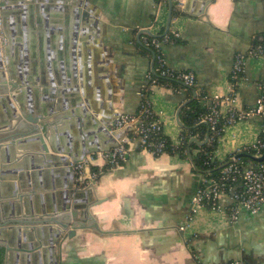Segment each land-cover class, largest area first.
Segmentation results:
<instances>
[{"label": "crops", "instance_id": "crops-1", "mask_svg": "<svg viewBox=\"0 0 264 264\" xmlns=\"http://www.w3.org/2000/svg\"><path fill=\"white\" fill-rule=\"evenodd\" d=\"M203 1L172 0L168 29V0H55L52 10L33 12L34 20L28 19L31 24L25 33L15 26L18 32L11 34L9 62L12 67L17 65L19 39L24 54L20 62L23 74L27 70L26 77L30 79V66L35 65L39 75L36 85H29V89H37L41 104H55V111L46 119L57 120L49 131L59 146H64L70 155L79 156L84 142L93 148H104L118 142L119 134L132 138L126 158L119 166L108 169L99 160L98 164L83 167L78 186L87 188L90 184L92 188L80 197L79 203L102 199L90 207V212L107 232L77 230L73 238H64L57 250L59 264H227L232 260L264 264V205L254 213L240 208L236 220L231 221L228 216L231 200L223 196L219 210L200 207L186 221L191 198L201 184L193 158L198 146L207 141L206 126L197 128L189 138L186 156L164 152L156 157L139 148L137 139L132 137V128L116 130L109 137L94 124L137 111L139 92L146 85L145 74L151 69L153 58L144 44L145 37L151 36L146 31L159 36L177 30V40L161 44L166 65L195 75V85L187 89L162 83L148 88L163 134L172 143L177 144L180 134L189 128L183 121V111L189 102L200 94L211 97L228 93L235 55L246 52L257 40L264 42V0H210L204 8ZM41 3L46 1H38ZM77 4L81 17L86 11L99 24L89 31L87 22L80 20L79 47L75 49L76 83L59 84L52 79L51 84L47 72L42 77L40 65L43 62L53 68L65 64V50L70 51L74 35ZM244 75L237 91L239 108L253 106L264 85V50L256 58H246ZM22 89L25 91L24 84ZM76 98L81 101L79 107L72 104ZM200 104L209 106V100ZM83 106L92 120L80 116ZM225 109L226 105L220 106L221 111ZM5 120L6 112L0 105V125ZM262 122L261 116H253L226 126L213 152L214 158L222 162L240 146L253 142ZM191 143L196 146H190ZM20 152L17 150L16 156ZM54 168L63 169L59 174L63 184L70 177L68 167L61 164ZM94 171L99 172L92 179ZM38 193L47 194L49 190ZM186 222L188 225L182 229ZM12 253L16 263L18 252ZM33 256L32 253L29 260ZM13 261L11 264H15ZM31 264L43 262L33 260Z\"/></svg>", "mask_w": 264, "mask_h": 264}, {"label": "water", "instance_id": "water-1", "mask_svg": "<svg viewBox=\"0 0 264 264\" xmlns=\"http://www.w3.org/2000/svg\"><path fill=\"white\" fill-rule=\"evenodd\" d=\"M38 1L40 0H0V37L12 42L11 34L14 35L18 32L15 28L17 23L22 22L25 27L27 18L31 21L34 20L33 12H37V10L50 11L55 7V0H44L46 3L43 4H38ZM209 2L210 0L203 1V8ZM168 4L166 29H168L171 20L172 0H168ZM76 12L74 35L70 42L71 48L70 51L65 50V64L53 68L51 64H43V62L40 65L42 77L47 72L51 84L52 79L58 80L59 84L76 83L78 69L75 49L79 47L77 35L81 18L83 22H87L89 31H92V27L94 29L98 27L99 21L95 17L89 16L86 11H83L81 17V9L78 4ZM39 14L40 12H38ZM8 23L12 28L10 31L7 30ZM85 30L86 28L83 29V31ZM146 32L153 35L149 31ZM18 42L19 39L16 40V45ZM6 47V43L0 41V105L6 112V120L0 125V198L5 199L0 200L2 264L12 263V252L14 251L25 252L23 256L25 258L30 257L33 253L38 262H41L43 255L45 256L48 252L53 264H56L55 247L59 248L64 238H73L77 230L91 229L99 234L107 232L100 228L90 212V207L100 203L102 199L95 198L85 204L79 203L83 194L91 192L92 185L89 184L87 188L78 186L79 180H74L76 178L74 165L88 153L117 147L123 143L124 138L123 134H119L117 135L118 142L104 148H93L84 142L80 147L79 156L70 155L64 146H59L56 137L49 131V126L57 123L56 119L52 121L46 119L55 111V104L52 102L41 104L37 89L34 87L29 89V85H36L39 79L35 65L30 66L31 73L30 79H28L26 77L28 71H25L26 75L23 74L19 61H17V65L11 66ZM152 66L153 58L151 69ZM5 75L6 78H4ZM40 82L44 81L42 82L40 78ZM23 84L25 91L22 89ZM53 85L55 84L53 83ZM46 91L50 95V91ZM72 104L77 107L82 105L79 98L72 100ZM81 110L83 115L80 116L86 120H92L84 106ZM119 116L120 114L116 115L112 121L103 119V123L94 121V124L98 131L104 132L110 137L116 130L131 128L130 125H126L114 129L112 125ZM205 142L206 140L203 143ZM17 150H21L18 156H16ZM56 153H65L70 157L58 156ZM263 156L264 153L253 159L260 161ZM61 164L68 167L70 176L63 184L59 181V174L63 172V169L54 168ZM54 188L60 189L52 192ZM25 189H27V193L23 192ZM42 189L49 190V193H38ZM114 232L117 233L119 230H114Z\"/></svg>", "mask_w": 264, "mask_h": 264}, {"label": "built area", "instance_id": "built-area-1", "mask_svg": "<svg viewBox=\"0 0 264 264\" xmlns=\"http://www.w3.org/2000/svg\"><path fill=\"white\" fill-rule=\"evenodd\" d=\"M179 37L177 30L173 29L164 32L161 35H152L149 39L145 37L144 44L153 55V66L145 74L144 87L140 90V100L135 113H123L113 123L114 129L130 125L133 132L137 134L138 146L142 150L148 151L153 156H159L164 153L166 136L163 134L162 122L157 117L152 102L149 97L148 88L161 84V78L175 79L183 84L187 89L195 85V75L188 70H176L166 65L165 57L161 51L163 42L172 41ZM264 45L256 43L244 53H237L229 74V90L226 95L214 94L207 97L204 94L199 95L200 100H209L207 111L199 116L200 122L208 124L211 133L219 134L228 125L239 120H244L253 116H261L263 122L260 126L256 139L248 144L237 148L236 153H252V157H260L264 153V85L255 99L253 106L248 108L237 107V91L240 84L244 81V65L246 58H256L262 54ZM148 86V87H147ZM221 105H226L225 111L220 110ZM221 136V135H220ZM184 134H180V141L173 146L184 142ZM220 138V137H219ZM218 138V140H219ZM132 143L131 137H124L123 143L110 150L98 151L87 154L80 162L74 165L77 180L84 166L98 164L102 161L108 169L119 166L125 160L129 145ZM214 159L213 156H210ZM237 156L231 158L220 170L217 177H209L207 173H199L201 184L191 198L190 216L187 222L192 218L194 212L200 207H207L212 210H219V200L223 196H228L231 205L228 208V216L231 221L236 220L240 208L256 212L264 205V156L260 161L247 167H242L235 162ZM99 171H94L91 178L94 179ZM187 222L181 226L185 228ZM227 264H247L244 261L232 260Z\"/></svg>", "mask_w": 264, "mask_h": 264}, {"label": "trees", "instance_id": "trees-1", "mask_svg": "<svg viewBox=\"0 0 264 264\" xmlns=\"http://www.w3.org/2000/svg\"><path fill=\"white\" fill-rule=\"evenodd\" d=\"M148 39L151 36H146ZM178 38H175L173 40H177ZM172 40V41H173ZM256 43H264L263 40H257L254 44ZM147 49H149L147 47ZM176 71V70H174ZM162 84H174V85H179L183 87V84L178 82L175 79H167V78H161L160 81ZM202 100L199 98L193 99L191 102L187 104V106L184 108L183 111V121L184 123L189 127L188 129H185L183 131L185 138L184 142L180 145L173 146L171 143V140L167 138L166 136V141L164 145V152L168 153H177L180 156H186L187 151V142L191 136L194 135V132L197 128L199 127H207V141L203 143L201 146H198L197 153L194 155V165L196 168L199 170L200 173H207L209 177H217L219 175V172L221 168L231 160L232 157L237 156L235 159L236 163H239L242 167H247L251 164H255L256 161L252 157V153L250 151L248 152H242V153H231L229 156L222 162L217 161L215 158L211 159L210 156H213V152L217 146L218 138L220 135H222V132L220 131L219 134H212L211 131L208 129V124L205 122H200L199 121V116L204 114L207 111V106H202L200 104ZM203 130V133H205V130ZM137 134L134 133L135 137ZM196 146L195 143H191L190 146ZM141 148V146H139ZM124 162V161H122ZM121 162V163H122ZM93 168V167H92ZM94 169V168H93ZM3 262V248H0V264Z\"/></svg>", "mask_w": 264, "mask_h": 264}, {"label": "flooded vegetation", "instance_id": "flooded-vegetation-1", "mask_svg": "<svg viewBox=\"0 0 264 264\" xmlns=\"http://www.w3.org/2000/svg\"><path fill=\"white\" fill-rule=\"evenodd\" d=\"M29 24V21H28V18H27V20H26V26L24 27V25H22V22H19V23H17V25H16V27H17V30L20 32V33H22V32H24L25 30H26V28H28V25ZM12 28H11V25H9V23H8V27H7V30H11ZM25 33V32H24ZM0 41H3L4 43H6V53H8V57H9V59H10V56H11V54H10V52H12V45H11V42H10V40H2V38L0 37ZM17 44H19V48H17L16 49V62L17 61H19V63L21 62V60L24 58L23 57V55L24 54H22V50L23 49H20V43L18 42ZM18 46V45H17ZM16 46V47H17ZM56 249H55V254H56V264H59L58 263V256H57V250H58V247H55ZM18 253H17V258H14V260L16 261V263L18 264V262L19 261H21L23 264H31V261L33 262V260H34V262H38L37 261V258H35L36 256H33L34 258H32L31 260H29L30 259V257H31V255H30V257H28V258H25V257H23L24 255H25V252H23V251H17ZM39 252H41V251H39ZM21 253V254H20ZM40 262V261H39ZM42 262H43V264H53V261H52V258H51V255H50V253H48V252H46V255L44 256L43 255V260H42ZM13 263H15L14 261H13ZM15 263V264H16Z\"/></svg>", "mask_w": 264, "mask_h": 264}, {"label": "rangeland", "instance_id": "rangeland-1", "mask_svg": "<svg viewBox=\"0 0 264 264\" xmlns=\"http://www.w3.org/2000/svg\"><path fill=\"white\" fill-rule=\"evenodd\" d=\"M2 40H4V39L2 38Z\"/></svg>", "mask_w": 264, "mask_h": 264}]
</instances>
